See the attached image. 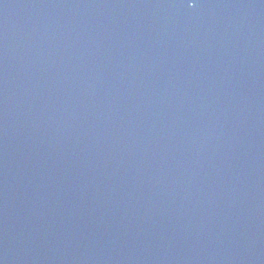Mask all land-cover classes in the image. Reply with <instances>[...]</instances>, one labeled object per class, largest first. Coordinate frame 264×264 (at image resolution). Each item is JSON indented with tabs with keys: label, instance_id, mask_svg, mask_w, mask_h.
<instances>
[{
	"label": "water",
	"instance_id": "95a60500",
	"mask_svg": "<svg viewBox=\"0 0 264 264\" xmlns=\"http://www.w3.org/2000/svg\"><path fill=\"white\" fill-rule=\"evenodd\" d=\"M0 264H264V0H0Z\"/></svg>",
	"mask_w": 264,
	"mask_h": 264
}]
</instances>
